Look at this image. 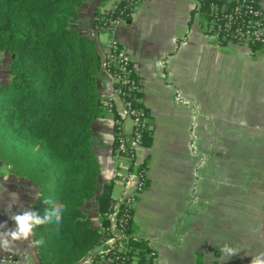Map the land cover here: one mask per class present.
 Listing matches in <instances>:
<instances>
[{
	"label": "crops",
	"instance_id": "1",
	"mask_svg": "<svg viewBox=\"0 0 264 264\" xmlns=\"http://www.w3.org/2000/svg\"><path fill=\"white\" fill-rule=\"evenodd\" d=\"M119 1L84 0L71 24L94 40L102 58L103 110L91 140L99 178L86 208L96 227L103 216L97 198L107 185L111 203L119 197L130 169L115 153V119L126 107L106 66L112 35L98 32L95 24L97 15ZM205 5V0H143L113 35L136 66L141 104L150 117L152 143L137 156L149 182L134 205L132 229L149 241L157 264H250L264 252V53L217 44L203 29ZM9 59L0 52V85L10 80ZM127 124L130 130L132 121ZM32 189L0 162V223L15 226L4 211L13 194L14 213L29 205L35 209L40 195L34 199ZM226 245L237 255L221 251ZM9 252L40 264L36 249L24 242L0 249ZM100 252L99 246L81 264H112Z\"/></svg>",
	"mask_w": 264,
	"mask_h": 264
},
{
	"label": "trees",
	"instance_id": "2",
	"mask_svg": "<svg viewBox=\"0 0 264 264\" xmlns=\"http://www.w3.org/2000/svg\"><path fill=\"white\" fill-rule=\"evenodd\" d=\"M83 1L0 0V52L11 61L10 80L0 85V153L39 191L34 210L43 214L46 197L67 209L58 232L53 225L34 230L33 240L44 239L36 248L40 264H81L103 243L108 227L94 226L86 212L99 178L91 140L103 103L101 55L92 38L71 26ZM151 143L148 130L143 144ZM110 188L97 198L103 215L111 208ZM128 226L124 241L131 258L154 264L149 241L135 236L132 221Z\"/></svg>",
	"mask_w": 264,
	"mask_h": 264
},
{
	"label": "built area",
	"instance_id": "3",
	"mask_svg": "<svg viewBox=\"0 0 264 264\" xmlns=\"http://www.w3.org/2000/svg\"><path fill=\"white\" fill-rule=\"evenodd\" d=\"M143 0H120L113 10L100 16L97 30L112 35L106 66L122 98L126 114L115 119V153L129 162V170L122 177L123 189L113 199L110 211L102 216L105 240L100 245V255L112 264H136L131 258L125 234L128 223L133 220V209L149 182L148 168L137 161L138 151L144 145L145 133L150 129V117L141 104L142 83L130 57L113 36L115 31L130 19L134 9ZM205 33L214 37L217 44H234L256 48L264 53V7L261 0H205ZM108 108L114 110L110 101ZM132 121L129 130L127 121ZM131 190V192H128ZM154 264L156 253L148 255ZM0 264H30L16 253L0 254Z\"/></svg>",
	"mask_w": 264,
	"mask_h": 264
},
{
	"label": "clouds",
	"instance_id": "4",
	"mask_svg": "<svg viewBox=\"0 0 264 264\" xmlns=\"http://www.w3.org/2000/svg\"><path fill=\"white\" fill-rule=\"evenodd\" d=\"M35 193L34 199L39 196V191L33 187ZM15 194L12 195L10 202L4 208L8 218L14 222V227L9 228L7 222L0 223V249L9 251L17 242H24L27 248L34 250L44 243V239L32 240L34 230L38 226L53 225L55 231H59L63 223V214L65 213L66 205L54 200L52 197H46L42 203L46 206L43 209V214L34 210L32 205L22 207L20 211L13 212V206L17 203ZM182 239V238H181ZM221 251L228 255H237V250L229 246H225ZM250 264H264V252L253 256Z\"/></svg>",
	"mask_w": 264,
	"mask_h": 264
},
{
	"label": "rangeland",
	"instance_id": "5",
	"mask_svg": "<svg viewBox=\"0 0 264 264\" xmlns=\"http://www.w3.org/2000/svg\"><path fill=\"white\" fill-rule=\"evenodd\" d=\"M118 3H119V2H118ZM118 3H117V4H118ZM117 4H116V5H117ZM114 6H115V5H114ZM114 6H113V8H114ZM113 8H112L111 10H113ZM111 10H110V11H111ZM110 11H108V12H110ZM108 12H107V13H108ZM107 13H105V14H107ZM105 14H100V15L103 16V15H105ZM97 31H98V30H97ZM98 32H99V31H98ZM10 62H11V61H10V59H9V64H10ZM4 153H5V152H4ZM7 154H8V153H7ZM7 160H8L7 155H6V154L4 155L3 153H0V162L5 161L4 163H5V165H6V164H7ZM8 165H9V164H8ZM10 166H11V168L13 167V165H10ZM127 247H128L129 252H130L131 250H130V248H129L128 245H127ZM136 264H137V262H136Z\"/></svg>",
	"mask_w": 264,
	"mask_h": 264
}]
</instances>
